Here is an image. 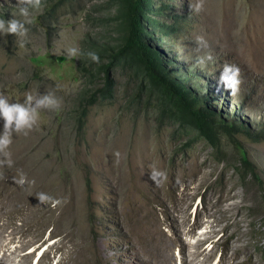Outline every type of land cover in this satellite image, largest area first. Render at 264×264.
I'll return each instance as SVG.
<instances>
[{
	"label": "rangeland",
	"instance_id": "374dc122",
	"mask_svg": "<svg viewBox=\"0 0 264 264\" xmlns=\"http://www.w3.org/2000/svg\"><path fill=\"white\" fill-rule=\"evenodd\" d=\"M54 1L30 10L23 46L0 36V94L62 100L13 135L12 166L0 165V264H264V0H165L155 14L170 24L153 44L172 75L228 127L217 147L162 119L117 69L81 122V94L103 76L87 84L76 66L91 36L116 45L115 5L61 0L51 18ZM16 3L0 0V19L23 20ZM225 64L240 69L236 95L218 83ZM152 169L167 179L153 184Z\"/></svg>",
	"mask_w": 264,
	"mask_h": 264
},
{
	"label": "trees",
	"instance_id": "16d2710c",
	"mask_svg": "<svg viewBox=\"0 0 264 264\" xmlns=\"http://www.w3.org/2000/svg\"><path fill=\"white\" fill-rule=\"evenodd\" d=\"M63 1L56 0L49 6L48 15L50 14L51 18H56L61 13ZM111 2L115 5L117 37L112 40L116 41V45L99 44L98 38L91 36L92 38L84 40L86 50L82 52L76 66L87 84H93L97 76H103V86L100 90L91 95L87 91L81 94L78 102L81 122L86 120L89 107L97 102V98L111 97L116 83L114 72L117 69L120 77H128V83L134 85L136 94L142 95L148 102L153 101L162 119L165 118L185 131H195L212 146H220V143L216 142V132L226 130L228 127L217 123L214 112L202 104L192 88L172 75L169 62L162 50L153 44V40H158L155 34L169 28V23H162L155 16L168 8L167 2L165 0H111ZM157 2H160L158 8L155 7ZM46 15L47 13L44 17ZM89 52L99 55V64L91 61L87 55ZM95 93L99 95L96 96ZM240 161L243 169L252 167L244 155Z\"/></svg>",
	"mask_w": 264,
	"mask_h": 264
},
{
	"label": "clouds",
	"instance_id": "9594fccd",
	"mask_svg": "<svg viewBox=\"0 0 264 264\" xmlns=\"http://www.w3.org/2000/svg\"><path fill=\"white\" fill-rule=\"evenodd\" d=\"M16 6L19 8L20 15L23 20L12 18L10 20L0 19V36L14 35L18 38L21 46L25 43V39L28 35L29 29L27 24L31 23V9H41L42 0H17ZM202 41V38H198ZM80 51L76 47L67 49V55L76 58L80 55ZM88 57L93 63L99 64L100 57L95 52H89ZM208 59H211L209 56ZM199 64H203L204 60L198 61ZM218 83L224 87L230 95H236L239 92L240 85L242 83L240 69L236 65L225 64L221 70ZM62 107V100L52 94H44L40 96H33L27 94L24 102H10L9 99L0 94V119L3 120V131L0 132V155L5 159L0 160V165L7 164L8 167L12 166L11 153L7 151L12 142L13 135L23 133L28 135L30 131L36 126L39 114L44 110H60ZM119 161L120 153L114 154ZM3 177H0L2 179ZM149 179L157 186L167 179V174L158 169H152L149 172ZM24 178L22 177L18 183L23 184ZM41 203L48 197L40 194L38 197Z\"/></svg>",
	"mask_w": 264,
	"mask_h": 264
},
{
	"label": "bare ground",
	"instance_id": "6f19581e",
	"mask_svg": "<svg viewBox=\"0 0 264 264\" xmlns=\"http://www.w3.org/2000/svg\"><path fill=\"white\" fill-rule=\"evenodd\" d=\"M239 221V220H238ZM227 226V225H226ZM179 237V236H178ZM176 239V238H175ZM177 240V239H176ZM203 252L202 251H197V255H201ZM207 257L206 255L204 256V258ZM206 260H208V257L206 258ZM186 261V259H185ZM187 262V261H186ZM185 262V263H186ZM145 264V263H144Z\"/></svg>",
	"mask_w": 264,
	"mask_h": 264
}]
</instances>
